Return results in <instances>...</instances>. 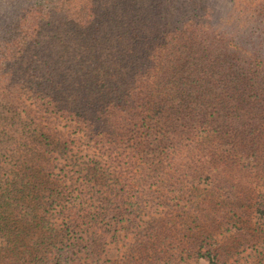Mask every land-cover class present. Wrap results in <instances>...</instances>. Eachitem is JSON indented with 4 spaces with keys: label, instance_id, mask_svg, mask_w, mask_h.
<instances>
[{
    "label": "trees",
    "instance_id": "16d2710c",
    "mask_svg": "<svg viewBox=\"0 0 264 264\" xmlns=\"http://www.w3.org/2000/svg\"><path fill=\"white\" fill-rule=\"evenodd\" d=\"M249 249L264 264V0H0V264Z\"/></svg>",
    "mask_w": 264,
    "mask_h": 264
},
{
    "label": "rangeland",
    "instance_id": "374dc122",
    "mask_svg": "<svg viewBox=\"0 0 264 264\" xmlns=\"http://www.w3.org/2000/svg\"><path fill=\"white\" fill-rule=\"evenodd\" d=\"M226 9H227V7H226ZM225 12V11H224ZM219 13H220V15L222 16V14H224L223 12H221V11H219ZM226 13V12H225ZM225 18V17H224ZM224 21H226V20H224ZM72 131V130H71ZM76 133V132H75ZM75 133H73V135L75 134ZM78 134V133H77ZM90 142H84L83 144H81V148H79V149H76V151L78 152V155H83V158L84 157H86L87 158V156H86V154H87V152L88 151H93V148H91V147H88V144H89ZM91 144H92V141H91ZM65 163V162H64ZM140 165H138V166H135L134 167V169H132V170H130V168L128 169V170H126V175H127V177H129L130 175H133V173H135L136 171H139L140 170ZM138 173H140V172H138ZM137 173V174H138ZM139 189V190H141V187H138V186H135V188L134 189ZM136 193V191L135 190H133V191H130L129 192V196H130V198L131 199H134V194ZM127 212H130V210L129 209H127ZM135 217H136V219L138 220V221H141V218H145V219H147V218H149L148 217V215H147V211H146V209L145 208H142V209H139V208H134V211H133V213H132ZM132 238V235H130V236H127V237H125V240L126 241H129L130 239ZM236 243H239V241H236ZM114 246V243H110V245H108V247H110L109 249H108V251H107V258H112V259H114V258H116L117 257V255H119V254H122L123 253V251H124V245H123V242L122 241H120V243H119V245L117 246V247H113ZM241 249H242V247H241ZM251 252V250L249 249V250H245L244 252H242V255H240L241 257L239 258V260H240V262L241 263H245L246 264V260H248L249 258H251L250 256H249V258H246V257H244V255H247V254H249ZM118 258H119V256H118ZM252 261H250V263H251ZM237 264V263H235V262H230V263H227V264ZM105 264H110V262L108 261L107 263H105ZM178 264H209V262L207 261V260H205V259H200V260H196V259H193V258H189L188 260H186V259H182V260H180L179 261V263Z\"/></svg>",
    "mask_w": 264,
    "mask_h": 264
}]
</instances>
